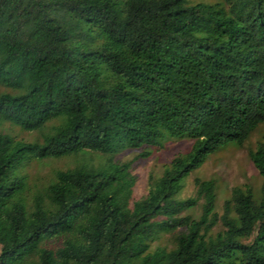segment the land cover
Returning <instances> with one entry per match:
<instances>
[{
    "label": "trees",
    "instance_id": "obj_1",
    "mask_svg": "<svg viewBox=\"0 0 264 264\" xmlns=\"http://www.w3.org/2000/svg\"><path fill=\"white\" fill-rule=\"evenodd\" d=\"M0 85V120L32 130L60 119L40 140L0 131V264H264V133L247 149L256 198L235 185L217 216L212 178L173 195L206 155L264 122V0H0ZM165 137L192 141L131 201L128 159L56 168L27 192L32 158L144 156ZM154 232H172L173 246L146 251Z\"/></svg>",
    "mask_w": 264,
    "mask_h": 264
},
{
    "label": "rangeland",
    "instance_id": "obj_2",
    "mask_svg": "<svg viewBox=\"0 0 264 264\" xmlns=\"http://www.w3.org/2000/svg\"><path fill=\"white\" fill-rule=\"evenodd\" d=\"M198 1V0H188ZM222 4V0H202ZM10 89L0 85V91ZM60 119L46 121L39 129L25 130L18 125L0 120V131L8 132L14 137L24 140H40L42 132L48 131L52 125ZM264 133V122L259 123L246 137L242 144L227 142L219 146L203 159L195 168L181 177L173 191L176 198L186 197L194 193V178H212L215 186V197L213 211L219 216L223 211V204L230 198L231 188L235 185L249 186L252 197L259 194L261 176L248 157V147H254L257 139ZM189 137H165L160 145L147 146L148 154L137 155L140 148H125L113 155L103 154L90 149H81L60 156L32 158L23 167L26 174L27 192L33 190V186L46 181L56 168L72 167L78 164L92 167H102L111 160H130L129 170L134 176L130 186V198H138L146 193L151 183L162 173V170L169 167L173 155L186 152L191 144ZM199 205L189 209L193 217L199 215ZM230 214L233 212L230 210ZM222 228L219 219L211 226L209 232L214 234ZM172 232H154L146 240V251L166 252L173 246ZM249 241L250 237L244 238ZM45 245L54 247L59 244L58 239H50L44 242Z\"/></svg>",
    "mask_w": 264,
    "mask_h": 264
}]
</instances>
